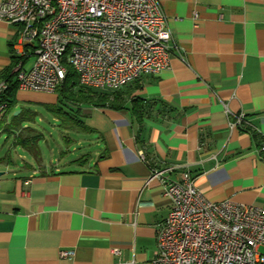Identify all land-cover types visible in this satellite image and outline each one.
<instances>
[{"label":"crops","instance_id":"obj_1","mask_svg":"<svg viewBox=\"0 0 264 264\" xmlns=\"http://www.w3.org/2000/svg\"><path fill=\"white\" fill-rule=\"evenodd\" d=\"M159 2L174 47L168 67L126 85L121 108L82 105L88 145L74 152L67 139L64 168L27 150L20 170L0 167V264H148L170 208L161 182L148 181L152 168L176 166L174 180L189 171L210 200L264 207V0ZM31 53L0 21V74L13 55L29 67ZM227 109L243 112L253 133L231 127Z\"/></svg>","mask_w":264,"mask_h":264},{"label":"built area","instance_id":"obj_2","mask_svg":"<svg viewBox=\"0 0 264 264\" xmlns=\"http://www.w3.org/2000/svg\"><path fill=\"white\" fill-rule=\"evenodd\" d=\"M0 21L14 25L18 46L33 54L29 67L23 59L14 67L20 90L55 93L69 69L79 85L117 90L167 68L174 48L159 0H3ZM5 87L1 81L0 93ZM4 108L0 104V111ZM226 114L231 127L253 133L243 112L227 109ZM139 155L148 162L143 152ZM175 169L152 168L148 179L161 182L170 203L157 225V252L148 264H264V207L210 200L189 171L171 179ZM111 252L121 254L117 247ZM73 254L63 250L60 256Z\"/></svg>","mask_w":264,"mask_h":264},{"label":"rangeland","instance_id":"obj_3","mask_svg":"<svg viewBox=\"0 0 264 264\" xmlns=\"http://www.w3.org/2000/svg\"><path fill=\"white\" fill-rule=\"evenodd\" d=\"M31 64V60L28 62ZM128 86V85H127ZM127 86L117 90L110 89H98L110 94V98L122 94L127 89ZM78 88V87H77ZM85 90V89H84ZM29 91L21 94V101L17 100L11 111L8 113V121H11L15 116L16 111L23 112V118L19 120V126L16 131L22 132L24 135H36L41 133L43 135L41 142H39L40 151L42 153V162L44 166H50L55 168H64L68 160L62 159L59 156V151L65 147V140L69 139L72 142L74 152L79 149H85L88 145L87 140L89 139L86 134L81 135L78 129H63L62 119L56 117L50 110L51 105H56L57 108L63 112H73L79 107L73 105L69 100L64 102H58V95L60 89L55 93H45L42 91L25 90ZM76 106V107H75ZM82 107V105L80 106ZM26 127H30L28 131ZM84 136V137H83ZM13 138L9 137L6 139V134L0 135V167L2 171L6 172V175L20 170L21 166L24 165L28 156H24L25 149L18 145H13ZM8 155L9 160L5 159ZM260 251H264L262 247Z\"/></svg>","mask_w":264,"mask_h":264},{"label":"trees","instance_id":"obj_4","mask_svg":"<svg viewBox=\"0 0 264 264\" xmlns=\"http://www.w3.org/2000/svg\"><path fill=\"white\" fill-rule=\"evenodd\" d=\"M19 59L21 58L13 55L10 66L0 74L1 80L6 83L4 91L0 93V104H5L4 110L0 111V133L6 134V138L12 137L14 145L21 146L38 160L40 155L39 142H41L43 135L41 133H37L36 135H29L30 133H28L24 135L22 132L16 131L19 126V120L24 117L23 112L25 111H20L17 116L8 121V113L14 104L17 103L16 91L18 90V86L14 67ZM58 89H60L58 102L69 100L73 105L79 106H75L77 109L73 112H63L56 107L57 104L51 105L50 110L56 117L62 119V128L65 130L69 128L78 129L79 131L88 130L80 116L81 105L116 109L123 106L122 94L110 98V94L107 92L79 85L76 73L72 69L68 70L64 83ZM26 128L28 131L31 130L30 127ZM65 141L68 140L66 139Z\"/></svg>","mask_w":264,"mask_h":264},{"label":"water","instance_id":"obj_5","mask_svg":"<svg viewBox=\"0 0 264 264\" xmlns=\"http://www.w3.org/2000/svg\"><path fill=\"white\" fill-rule=\"evenodd\" d=\"M20 113V111H16L15 113H14V115H17V114H19ZM1 175H3V172L2 171H0V176Z\"/></svg>","mask_w":264,"mask_h":264}]
</instances>
